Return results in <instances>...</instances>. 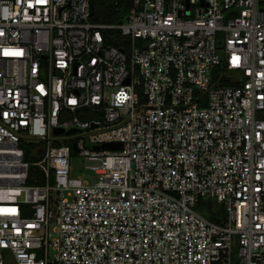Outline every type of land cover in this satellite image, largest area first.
<instances>
[{
	"label": "built area",
	"instance_id": "2783aa9c",
	"mask_svg": "<svg viewBox=\"0 0 264 264\" xmlns=\"http://www.w3.org/2000/svg\"><path fill=\"white\" fill-rule=\"evenodd\" d=\"M124 1L0 0V264H264V0Z\"/></svg>",
	"mask_w": 264,
	"mask_h": 264
},
{
	"label": "trees",
	"instance_id": "16d2710c",
	"mask_svg": "<svg viewBox=\"0 0 264 264\" xmlns=\"http://www.w3.org/2000/svg\"><path fill=\"white\" fill-rule=\"evenodd\" d=\"M129 7V4L124 0H95V13L93 20L117 23L122 22L126 13L125 10ZM110 41L116 45L121 44L122 36L119 31L110 32ZM121 37V38H120ZM37 144L27 143L25 147V158L28 161L35 159L34 149ZM45 181L44 174L35 165H32L29 170L28 184L43 183ZM199 208L204 214L212 221L222 222L224 215V208L222 204L213 200L203 201L199 204Z\"/></svg>",
	"mask_w": 264,
	"mask_h": 264
},
{
	"label": "rangeland",
	"instance_id": "374dc122",
	"mask_svg": "<svg viewBox=\"0 0 264 264\" xmlns=\"http://www.w3.org/2000/svg\"><path fill=\"white\" fill-rule=\"evenodd\" d=\"M125 13H127V10H125ZM72 165L74 175H81L90 182L96 181L97 175L94 172L88 170V168L85 166V158L80 156L77 151L72 153Z\"/></svg>",
	"mask_w": 264,
	"mask_h": 264
},
{
	"label": "water",
	"instance_id": "95a60500",
	"mask_svg": "<svg viewBox=\"0 0 264 264\" xmlns=\"http://www.w3.org/2000/svg\"><path fill=\"white\" fill-rule=\"evenodd\" d=\"M91 11H92V14L95 12V0H91ZM73 131H75V130L64 131L63 129H58L57 133H71ZM103 147H105V148H120L121 143L120 142L106 143L103 145ZM73 150L75 152L78 151V148L76 145H74Z\"/></svg>",
	"mask_w": 264,
	"mask_h": 264
}]
</instances>
